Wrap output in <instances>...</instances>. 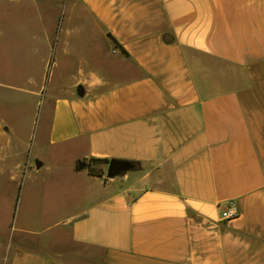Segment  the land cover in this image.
Wrapping results in <instances>:
<instances>
[{
  "label": "crops",
  "instance_id": "obj_1",
  "mask_svg": "<svg viewBox=\"0 0 264 264\" xmlns=\"http://www.w3.org/2000/svg\"><path fill=\"white\" fill-rule=\"evenodd\" d=\"M80 255L264 264V0H0V264Z\"/></svg>",
  "mask_w": 264,
  "mask_h": 264
},
{
  "label": "built area",
  "instance_id": "obj_2",
  "mask_svg": "<svg viewBox=\"0 0 264 264\" xmlns=\"http://www.w3.org/2000/svg\"><path fill=\"white\" fill-rule=\"evenodd\" d=\"M239 214H240V209L237 201L235 199H230L227 202L226 208H224L222 212V218L231 219L237 217Z\"/></svg>",
  "mask_w": 264,
  "mask_h": 264
},
{
  "label": "rangeland",
  "instance_id": "obj_3",
  "mask_svg": "<svg viewBox=\"0 0 264 264\" xmlns=\"http://www.w3.org/2000/svg\"><path fill=\"white\" fill-rule=\"evenodd\" d=\"M64 6V5H63ZM40 108V107H39ZM39 108H38V112H37V114H36V118L38 117V113H39ZM93 166L95 167V168H97V169H99V168H101V164H98L97 162H93ZM19 205H20V200H18V206H17V212H18V209H19ZM74 248L75 247H78V248H80V249H78V250H80V251H82L83 253H85L86 251H91L92 250V247L91 246H87V245H83V244H80V245H74L73 246ZM76 260H78V261H81V262H83V263H92V261L88 258V256H86V255H80V256H78L77 258H76Z\"/></svg>",
  "mask_w": 264,
  "mask_h": 264
},
{
  "label": "water",
  "instance_id": "obj_4",
  "mask_svg": "<svg viewBox=\"0 0 264 264\" xmlns=\"http://www.w3.org/2000/svg\"><path fill=\"white\" fill-rule=\"evenodd\" d=\"M78 91L81 92V88H78ZM123 162L119 160H111L108 167V175L115 176L122 169Z\"/></svg>",
  "mask_w": 264,
  "mask_h": 264
},
{
  "label": "trees",
  "instance_id": "obj_5",
  "mask_svg": "<svg viewBox=\"0 0 264 264\" xmlns=\"http://www.w3.org/2000/svg\"><path fill=\"white\" fill-rule=\"evenodd\" d=\"M106 161H107V159H104V158H92L91 159V164H90L89 170L92 173H100L101 170H102V168H99V169L95 168L93 166V162L101 163V162H106Z\"/></svg>",
  "mask_w": 264,
  "mask_h": 264
}]
</instances>
